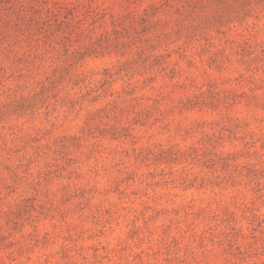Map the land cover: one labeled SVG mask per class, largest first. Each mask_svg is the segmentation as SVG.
<instances>
[{
	"label": "rangeland",
	"instance_id": "1",
	"mask_svg": "<svg viewBox=\"0 0 264 264\" xmlns=\"http://www.w3.org/2000/svg\"><path fill=\"white\" fill-rule=\"evenodd\" d=\"M0 264H264V0H0Z\"/></svg>",
	"mask_w": 264,
	"mask_h": 264
}]
</instances>
